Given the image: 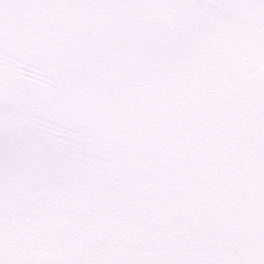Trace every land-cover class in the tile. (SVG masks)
I'll return each instance as SVG.
<instances>
[{
	"label": "snow or ice",
	"instance_id": "obj_1",
	"mask_svg": "<svg viewBox=\"0 0 264 264\" xmlns=\"http://www.w3.org/2000/svg\"><path fill=\"white\" fill-rule=\"evenodd\" d=\"M0 264H264V0H0Z\"/></svg>",
	"mask_w": 264,
	"mask_h": 264
}]
</instances>
